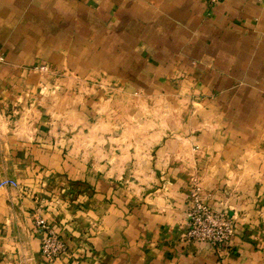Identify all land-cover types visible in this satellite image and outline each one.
Returning a JSON list of instances; mask_svg holds the SVG:
<instances>
[{
	"label": "crops",
	"instance_id": "0c3cea01",
	"mask_svg": "<svg viewBox=\"0 0 264 264\" xmlns=\"http://www.w3.org/2000/svg\"><path fill=\"white\" fill-rule=\"evenodd\" d=\"M46 66V69H42ZM0 264H264V0H0ZM197 185L236 219L189 243Z\"/></svg>",
	"mask_w": 264,
	"mask_h": 264
},
{
	"label": "built area",
	"instance_id": "2783aa9c",
	"mask_svg": "<svg viewBox=\"0 0 264 264\" xmlns=\"http://www.w3.org/2000/svg\"><path fill=\"white\" fill-rule=\"evenodd\" d=\"M217 2L219 0H211ZM42 69H46V66ZM14 186L18 182L6 178L0 181V189ZM236 219L225 211H217L204 203L197 185L190 195V207L187 213L186 240L189 243H208L214 253L223 258L230 249L235 236ZM34 226L41 235V254L45 260L54 264L65 256L68 247L61 234L54 229L48 220L39 216L34 220Z\"/></svg>",
	"mask_w": 264,
	"mask_h": 264
}]
</instances>
